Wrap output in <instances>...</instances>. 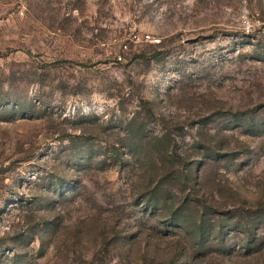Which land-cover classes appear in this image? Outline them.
Masks as SVG:
<instances>
[{
  "label": "rangeland",
  "instance_id": "rangeland-1",
  "mask_svg": "<svg viewBox=\"0 0 264 264\" xmlns=\"http://www.w3.org/2000/svg\"><path fill=\"white\" fill-rule=\"evenodd\" d=\"M0 264H264V0H0Z\"/></svg>",
  "mask_w": 264,
  "mask_h": 264
},
{
  "label": "built area",
  "instance_id": "built-area-1",
  "mask_svg": "<svg viewBox=\"0 0 264 264\" xmlns=\"http://www.w3.org/2000/svg\"><path fill=\"white\" fill-rule=\"evenodd\" d=\"M124 47L127 48V45H125Z\"/></svg>",
  "mask_w": 264,
  "mask_h": 264
}]
</instances>
